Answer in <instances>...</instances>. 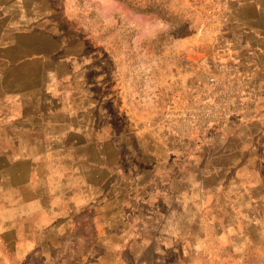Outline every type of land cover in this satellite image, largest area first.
Wrapping results in <instances>:
<instances>
[{"label":"rangeland","instance_id":"1","mask_svg":"<svg viewBox=\"0 0 264 264\" xmlns=\"http://www.w3.org/2000/svg\"><path fill=\"white\" fill-rule=\"evenodd\" d=\"M0 264H264V0H0Z\"/></svg>","mask_w":264,"mask_h":264}]
</instances>
